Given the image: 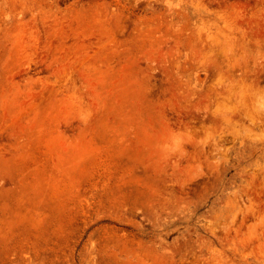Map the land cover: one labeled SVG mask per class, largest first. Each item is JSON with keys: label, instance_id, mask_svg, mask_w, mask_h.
Listing matches in <instances>:
<instances>
[{"label": "rangeland", "instance_id": "obj_1", "mask_svg": "<svg viewBox=\"0 0 264 264\" xmlns=\"http://www.w3.org/2000/svg\"><path fill=\"white\" fill-rule=\"evenodd\" d=\"M0 264H264V0H0Z\"/></svg>", "mask_w": 264, "mask_h": 264}]
</instances>
